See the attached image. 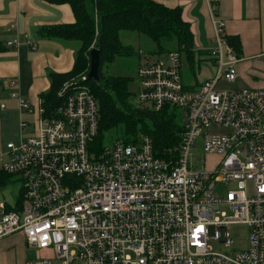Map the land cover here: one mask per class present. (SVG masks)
Segmentation results:
<instances>
[{"label":"built area","instance_id":"built-area-1","mask_svg":"<svg viewBox=\"0 0 264 264\" xmlns=\"http://www.w3.org/2000/svg\"><path fill=\"white\" fill-rule=\"evenodd\" d=\"M205 1L213 75L185 87L176 50L144 56L135 75L137 105L182 110L180 142L168 158L155 156L143 134L92 149L99 113L85 73L61 84L60 104L50 112L41 99L34 108L11 91L19 110L36 121L25 136L20 119V136L0 151V169L20 182L22 194L19 211L0 202V239L22 232L37 250L25 264H264V88L217 87L235 79L239 56L226 42L215 4ZM21 44L37 48L29 34L5 41ZM198 136L202 151L218 156L212 169L192 163ZM218 185L224 187L217 192ZM232 224L248 227L246 246L233 252L212 246L232 245Z\"/></svg>","mask_w":264,"mask_h":264},{"label":"trees","instance_id":"trees-1","mask_svg":"<svg viewBox=\"0 0 264 264\" xmlns=\"http://www.w3.org/2000/svg\"><path fill=\"white\" fill-rule=\"evenodd\" d=\"M45 1L54 5L68 3L72 7L75 21L44 25L38 29L39 34L47 38L80 42L73 66L69 71L48 72L49 88L47 92H41L39 95L47 112L60 104L57 92L64 81L81 73H87L90 50L95 47L99 51V81L84 80L98 104V131L91 143L92 149L100 150L104 143L113 140L134 142L139 134H143L152 139L155 156L168 158L175 153L173 149L180 142L179 136L184 122L182 110L168 103L158 110L149 109L137 105L135 99L133 102L135 106H132L130 98L133 92L129 90V85L133 78L105 75L103 67L114 62L116 57H130L134 53L133 47L122 44L119 38L120 31L130 30L139 32L152 43L150 49H138L137 55L140 61L144 56L154 57L176 50L181 53V59L184 55L189 69L195 74V67L198 70L199 64L196 65L198 59L195 57L194 36L190 24L182 18L181 7H167L154 0ZM226 42L240 58L241 42L238 36L226 35ZM3 48L5 47L0 42V51ZM183 85L192 87L184 83ZM110 133L112 138L107 137ZM13 181L16 179L11 174L0 169V188ZM21 206L22 194L19 189L14 204H6V210L19 211Z\"/></svg>","mask_w":264,"mask_h":264},{"label":"crops","instance_id":"crops-1","mask_svg":"<svg viewBox=\"0 0 264 264\" xmlns=\"http://www.w3.org/2000/svg\"><path fill=\"white\" fill-rule=\"evenodd\" d=\"M167 7H181L183 20L190 24L194 36L195 57L206 58L207 71L199 64L197 81L189 86H196L213 75V60L207 58L209 50L214 46L213 25L209 5L205 0H154ZM215 4V15L222 22L225 35H236L241 42V55L236 64V77L233 81L222 80L225 88H264V0H212ZM72 7L68 3L50 4L45 0H0V137L6 129L16 126L26 109H20L18 99L11 97V91L28 99L32 106L37 107L40 93L47 92L50 82L48 72H67L74 63L80 42L47 38L38 32L40 27L72 23L75 21ZM16 23L15 28L8 30V24ZM27 33L37 42L32 50L25 44L9 47L5 41L17 35ZM5 45V46H4ZM200 63V60L198 61ZM210 65V66H209ZM11 79H17L15 87L9 85ZM2 104L4 105L2 107ZM16 117H18L15 122ZM25 120V119H24ZM25 127L29 129L27 120ZM24 128V129H25ZM24 135V130H23ZM26 136V135H25ZM16 138V139H17ZM4 139V138H3ZM15 139V140H16ZM5 140H0V151ZM16 197V196H15ZM7 205V202H4ZM16 249L22 256L19 264H25L26 240L22 232L10 233L0 239V264H15L9 256V249Z\"/></svg>","mask_w":264,"mask_h":264},{"label":"rangeland","instance_id":"rangeland-1","mask_svg":"<svg viewBox=\"0 0 264 264\" xmlns=\"http://www.w3.org/2000/svg\"><path fill=\"white\" fill-rule=\"evenodd\" d=\"M119 38L122 44L130 45L134 49V53L129 56H122V57H116L114 62L106 65L103 67V72L105 75H123L132 77L133 81L129 85V90L132 93L131 95V103L132 106L134 99L136 98V71L137 66L139 63V57L137 55L138 49H150L152 47V43L143 35L139 34V32L136 31H128V30H122L119 32ZM200 64L201 67H205V69H201V74L207 71L209 68L208 65H206L203 62L196 63ZM181 74H182V80L184 84L192 85L197 81V78L194 76L193 72L189 69L188 63L186 62V58H184V55H182L181 59ZM210 66V65H209ZM195 73L197 77L199 76L198 70H196L195 67ZM222 80L219 81L217 84V87L222 89H228L225 88ZM181 110V109H180ZM23 118L27 120L30 124L29 129H32L36 118L32 114L24 113ZM17 121L18 124V117H16L15 122ZM29 132L26 128L24 129V135H27ZM3 137H0V140L5 142L15 140L18 136V125L14 124L13 121V127H10L5 130L2 134ZM111 136V137H110ZM108 138H112V134L107 135ZM4 138V139H3ZM191 152L193 154V160L192 163L195 168L202 169H212L214 167L215 161H217L218 156L212 155V154H205L202 151V136H198L195 140V145L191 148ZM21 187V184L19 181H13L9 185L5 187L0 188V201L3 200L4 202H7L9 204H12L14 202V198L17 195L19 189ZM223 185H218L216 187L217 192L223 189ZM230 237L232 239V245L229 247H224L223 244H217L211 241L212 246L216 247L218 250L223 252H233L240 249H243L247 244V234H248V227L245 224H232L230 226ZM15 233V232H14ZM210 233H213V228H210ZM10 235V234H9ZM8 236V235H7ZM5 237V236H4ZM3 238V237H2ZM11 247L8 251L9 256L11 258V261L15 264H19L21 262L22 256L16 251V249H12ZM37 250L26 247V256L28 258H36Z\"/></svg>","mask_w":264,"mask_h":264},{"label":"water","instance_id":"water-1","mask_svg":"<svg viewBox=\"0 0 264 264\" xmlns=\"http://www.w3.org/2000/svg\"><path fill=\"white\" fill-rule=\"evenodd\" d=\"M98 66H99V51L97 48L93 47L90 50V63H89V70L85 74L86 79L93 80L95 82L99 81Z\"/></svg>","mask_w":264,"mask_h":264}]
</instances>
